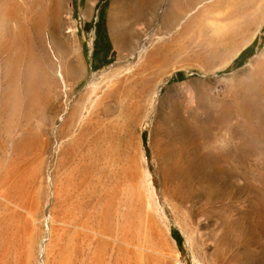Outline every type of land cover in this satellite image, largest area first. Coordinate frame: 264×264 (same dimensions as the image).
<instances>
[{"label":"rangeland","instance_id":"1","mask_svg":"<svg viewBox=\"0 0 264 264\" xmlns=\"http://www.w3.org/2000/svg\"><path fill=\"white\" fill-rule=\"evenodd\" d=\"M263 54L264 0H0V175L30 202L6 253L0 200V264L42 263L49 180L67 178L76 203L119 185L115 234L118 213L135 239L152 215L161 264H264Z\"/></svg>","mask_w":264,"mask_h":264},{"label":"bare ground","instance_id":"2","mask_svg":"<svg viewBox=\"0 0 264 264\" xmlns=\"http://www.w3.org/2000/svg\"><path fill=\"white\" fill-rule=\"evenodd\" d=\"M186 19H184V21ZM182 24H183V22H182ZM255 63H257L258 71L262 75H264V70H263L264 69L263 68V66H264V54L261 57H259L257 59V61H255ZM114 75H116V74H114ZM60 77L62 79H64L62 74H60ZM99 86L101 87V85H99L98 83L92 85V90L94 93L97 92V90L99 89ZM64 87H66V85ZM90 137L91 136H89V138ZM91 138H93V137H91ZM67 145H68V143H67ZM69 148H71V147H69ZM22 154H24V153H22ZM19 155H21V154L19 153ZM19 155H16V156H19ZM71 156L73 157V155H71ZM85 156H87V155H85ZM68 160H70V159H68ZM90 162H91V160H90ZM19 163H20V161H19ZM14 164L17 165V163H14ZM88 164H91V163H88ZM63 165H66V164H63ZM66 166H68V165H66ZM11 167H10V169H11ZM13 168H15V167H13ZM19 168H20V166H19ZM2 169L7 170V168H5V169L2 168ZM81 169H83V168H81ZM88 169H87V171H88ZM14 171H15V169L12 170V174L14 173ZM18 171L19 170L15 171V173ZM0 172H1V170H0ZM7 173L8 174H6L5 176L0 175L1 176L0 177V200L2 201V205H3V203L6 204L8 206L7 208H10V210H11V214H9V215H8V213H10V212H8V213H6L7 211L4 212V213H6L7 216H11L9 220H11V221L12 220H18V219L21 220L22 219L21 217L23 215L22 211L24 209L28 210L27 208H28V205L30 204V202L27 203L28 205L26 204V202L25 203L24 202L23 203L22 202H16L18 199H20V198H18L16 200V197H20V196L24 197L25 195L28 194L27 189L23 184V181H24L23 179H25V177L23 178V176H24L23 175L22 176L23 179H22L21 175L17 176V174H15V173L12 175V174H10L11 171L7 172ZM89 173L90 172H88V174ZM91 173H93V172H91ZM81 174H83V173H81ZM86 174L87 173H85L83 175L82 179L80 178V180H81L80 181V184H81L80 187L81 186H83V187L87 186V181H88L87 178L88 177L86 176ZM68 175H70V174H68ZM89 176L91 177L92 175H89ZM109 179H111V178H109ZM26 180L27 179H25V181ZM90 180H91V178H90ZM105 180H104V182H105ZM131 180H133V179H131ZM49 181L51 182V185H52V192H50L52 200H51V202L49 201L50 202V206H49L50 212L47 216L46 225H45L47 240L45 241V243L41 249V256L43 258L41 264H161V259L163 258V256H161L160 253H162V246H166V245H165V242L163 240L164 238L162 237V235L157 230L156 223H155V220H153L152 215L147 214L148 215L147 221H146L147 225L144 226V227H146V229L141 230V228L143 226L142 225L141 227H139L140 231L142 233L138 234V232L137 233L135 232L136 234L140 235L139 238L136 237V239H135V236H132L133 232L137 228L134 230V227L132 226V224L128 223L129 220H128L127 215L125 213L123 215H121L122 213L121 214L118 213V218L120 215L122 221L120 223V221L118 220L119 221L118 224L120 223L118 226L116 225L117 223L115 224L117 226L116 234H115L114 230H112L113 229L112 228V222H113L112 218L114 217L112 215L115 213L114 209H116L115 208V205H116L115 204L116 203V200H115L116 194L115 193H117L116 190H118V188H120L118 184H115V187L112 188L113 190L111 189L112 191L109 190L108 188H106V186L105 187L102 186L103 190L100 192L101 194L95 199L90 198V196L88 197V195H85V193H84V195H82V198L81 197L78 198L79 200L76 203L74 198H73V196H74L73 194L76 191V190L74 191V189H75L74 187L78 185V182H77V185H74V187H73L74 189L72 190L71 186L73 184L71 185V179H69V178L65 179L64 181H62L59 184H56L55 182H53V179H51ZM92 183H91V185H92ZM116 183H118V181ZM74 184H76V183H74ZM109 184H107V186ZM133 184H134V181H133ZM88 185H90V184L88 183ZM84 189H85V187H84ZM125 189H127V188L125 187ZM77 190H78V188H77ZM138 192H140L138 194V196L140 195V197L144 201L143 203H145V205L149 209L151 202L144 197L143 192H141L140 187L138 189ZM88 193L91 194V192H88ZM95 193H97V192H95ZM23 197H22V199H23ZM92 197H94V196H92ZM24 198L27 199V197H24ZM33 198H35V197H33ZM22 199H21V201H22ZM118 199L119 198H117V200ZM34 200H33V202H31V208H29V211H28L29 217L27 218L28 220H27V223L25 224L27 227L25 228L26 235H24V236H26L25 242H24V246L26 249H24V250H25V254H26L27 259H29V257H30V255H29L30 252L32 254L31 246H32V242L34 243V241H35V240L33 241V238L35 237L34 236V233H35L34 222L36 221L35 217H36V213H37V211H36V208H37L36 204L37 203H35ZM3 207H4V205H3ZM119 207H120V205H119ZM135 207H136V205H135ZM126 209H127V207L124 210H126ZM113 211H114V213H113ZM128 216H129V214H128ZM4 217H5V215H4ZM4 220H6L5 222H8L7 219L3 218L2 221L4 222ZM18 221H15V222L12 221V223L14 224V228L13 227L11 228L9 226L5 227V233H4L5 239H3V240H5L4 242H5L6 248L4 250L6 253H8L12 248L14 249V248L19 247V249H20L19 239L21 238L20 235L22 233L23 228L20 227L19 222H21V221H19V222ZM3 225H5V223ZM137 230H139V229H137ZM138 235H136V236H138ZM0 242H2V241H0ZM2 247H3V245H2ZM32 250H33V248H32ZM18 259H21V258L19 257ZM4 263H6V262H4Z\"/></svg>","mask_w":264,"mask_h":264},{"label":"trees","instance_id":"3","mask_svg":"<svg viewBox=\"0 0 264 264\" xmlns=\"http://www.w3.org/2000/svg\"><path fill=\"white\" fill-rule=\"evenodd\" d=\"M255 44H257V41L255 42ZM254 47H255V46L246 49V50L240 55V57L238 58L237 63H240V62H242V61H245V59L247 60L248 58H246V55H247L249 52H251V51L254 49ZM96 54H98V53H96ZM95 56H96V55H95ZM183 76H184V73H178V74L175 76V78L178 80V78H183ZM173 235H174L175 239H176L179 243H181V236H180V234H179L176 230H173Z\"/></svg>","mask_w":264,"mask_h":264}]
</instances>
